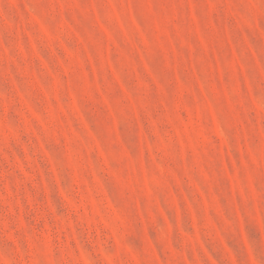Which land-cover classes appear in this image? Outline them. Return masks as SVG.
I'll list each match as a JSON object with an SVG mask.
<instances>
[{"label": "rangeland", "instance_id": "1", "mask_svg": "<svg viewBox=\"0 0 264 264\" xmlns=\"http://www.w3.org/2000/svg\"><path fill=\"white\" fill-rule=\"evenodd\" d=\"M264 0H0V264H260Z\"/></svg>", "mask_w": 264, "mask_h": 264}, {"label": "snow or ice", "instance_id": "2", "mask_svg": "<svg viewBox=\"0 0 264 264\" xmlns=\"http://www.w3.org/2000/svg\"><path fill=\"white\" fill-rule=\"evenodd\" d=\"M260 264H264V259L261 260Z\"/></svg>", "mask_w": 264, "mask_h": 264}]
</instances>
